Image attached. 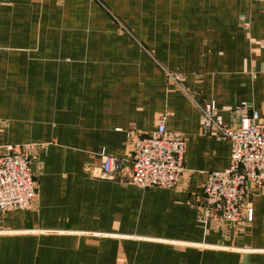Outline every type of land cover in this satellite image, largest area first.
Segmentation results:
<instances>
[{
    "label": "crops",
    "instance_id": "obj_1",
    "mask_svg": "<svg viewBox=\"0 0 264 264\" xmlns=\"http://www.w3.org/2000/svg\"><path fill=\"white\" fill-rule=\"evenodd\" d=\"M202 97L228 124L243 103L264 111V0H0V150L27 146L37 186L0 217V264H264V187L251 221H198L207 175L231 160ZM163 116L186 170L140 189L127 132ZM102 148L124 160L115 179Z\"/></svg>",
    "mask_w": 264,
    "mask_h": 264
},
{
    "label": "built area",
    "instance_id": "obj_2",
    "mask_svg": "<svg viewBox=\"0 0 264 264\" xmlns=\"http://www.w3.org/2000/svg\"><path fill=\"white\" fill-rule=\"evenodd\" d=\"M183 73L169 78L181 82ZM203 131L231 144L230 165L207 175L200 198L194 206L202 224L236 225L244 218L251 221L253 210L248 207L251 188L264 187V113L246 105L238 107L236 124L225 122L216 103L201 98ZM165 116L157 129L146 134H128L132 142L130 182L140 189L175 188L185 167V142L178 134L168 131ZM99 176L115 179L124 160L100 152ZM32 155L27 146L7 144L0 150V217L8 210L27 209L37 198Z\"/></svg>",
    "mask_w": 264,
    "mask_h": 264
},
{
    "label": "rangeland",
    "instance_id": "obj_3",
    "mask_svg": "<svg viewBox=\"0 0 264 264\" xmlns=\"http://www.w3.org/2000/svg\"><path fill=\"white\" fill-rule=\"evenodd\" d=\"M242 22H243V20H242ZM213 101V100H212ZM215 102V101H214ZM242 105H246L248 108L250 107V108H254V109H256V110H259V109H257V108H255L254 106H252V105H250V104H248V103H243V104H241L240 106H242ZM239 106V107H240ZM260 111V110H259ZM260 112H262V113H264V111H260ZM128 134L129 133H131V134H146V133H133V132H127ZM15 145V144H14ZM103 149V148H102ZM101 149V150H102ZM106 150V149H105ZM101 152V151H100ZM107 152V151H106ZM110 155V154H109ZM121 159V158H120ZM100 160H101V157H100ZM100 165H101V163H100ZM100 167V166H99ZM130 170H131V167H130ZM32 171H33V160H32ZM33 173H34V171H33ZM130 173V172H129ZM35 174V173H34ZM35 176V178H36V175H34ZM150 189V188H149ZM248 207L249 208H251L252 210H253V205H252V198H251V195L249 196V199H248ZM197 209V208H196ZM198 212V211H197ZM198 218V217H197ZM244 221H247L245 218L242 220H239V222L238 223H236L237 225L238 224H241V223H244ZM201 223V222H200ZM212 224H218V223H212ZM222 224H225V223H222ZM226 225H229L230 226V224H226Z\"/></svg>",
    "mask_w": 264,
    "mask_h": 264
}]
</instances>
